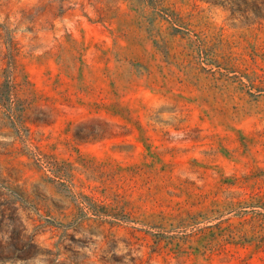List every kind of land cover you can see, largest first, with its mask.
I'll list each match as a JSON object with an SVG mask.
<instances>
[{"label": "rangeland", "instance_id": "rangeland-1", "mask_svg": "<svg viewBox=\"0 0 264 264\" xmlns=\"http://www.w3.org/2000/svg\"><path fill=\"white\" fill-rule=\"evenodd\" d=\"M250 16L241 0H0V264H264Z\"/></svg>", "mask_w": 264, "mask_h": 264}, {"label": "trees", "instance_id": "trees-1", "mask_svg": "<svg viewBox=\"0 0 264 264\" xmlns=\"http://www.w3.org/2000/svg\"><path fill=\"white\" fill-rule=\"evenodd\" d=\"M212 1L217 2L218 0ZM241 12L245 16V23H251L253 22L251 13L254 14L255 18H264V5L258 0H241Z\"/></svg>", "mask_w": 264, "mask_h": 264}]
</instances>
